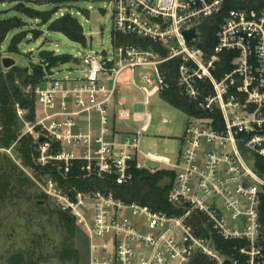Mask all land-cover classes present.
Listing matches in <instances>:
<instances>
[{"label":"built area","instance_id":"obj_1","mask_svg":"<svg viewBox=\"0 0 264 264\" xmlns=\"http://www.w3.org/2000/svg\"><path fill=\"white\" fill-rule=\"evenodd\" d=\"M108 1L116 24L114 54L84 53L80 77L59 79L47 73L44 82L32 84L35 116L29 118V108L19 103L17 113L24 135L36 143V164H52L65 180L76 166L84 177L120 183L130 182L134 169L174 170L168 197L173 210L127 201L96 185L63 186L50 173L39 177L31 167L24 169L85 229L88 264H198L202 256L215 264L227 259L230 264H264V177L251 163L254 155L264 156V10L253 15L247 8H230L207 51L203 25L224 11L225 0ZM192 27L199 34L188 40L184 30ZM127 69L131 77L122 86ZM133 87L144 98L134 100L132 108L121 92ZM173 87L201 113L187 111L179 158L148 153L161 164L149 166L139 158L140 134L151 118L146 107L153 95ZM136 103H143V109H135ZM38 104L44 113L37 119ZM132 118L144 120L139 131L119 127L118 120ZM42 135L47 140L41 141ZM193 218L201 219L207 234ZM218 237L231 243V252L219 248Z\"/></svg>","mask_w":264,"mask_h":264},{"label":"rangeland","instance_id":"obj_2","mask_svg":"<svg viewBox=\"0 0 264 264\" xmlns=\"http://www.w3.org/2000/svg\"><path fill=\"white\" fill-rule=\"evenodd\" d=\"M24 7L51 11L52 16L45 21L41 16L25 13ZM66 13H71L83 26L86 37L84 42L74 40L64 32L51 28L52 21ZM0 17H18L22 21V25L12 29L2 43L1 57L13 56L22 66L29 67L33 72L35 66L44 63L39 56V51L43 48L54 49L55 55H68L67 60L51 66H42L45 73L38 82H44L47 73L59 79L83 76L85 72L81 57L87 51L97 50L99 54L108 56L114 54L112 35L116 24L112 5L108 0H45L28 1L19 5L15 2L0 1ZM18 34L22 35V40L18 44V50L12 52L9 45ZM130 77L131 71L125 70L120 77L121 85L129 83ZM18 81H21L20 78ZM23 89L27 94L32 93L33 85L24 83ZM121 97L133 108L132 102L143 99L144 94L133 87L132 90H122ZM146 111L151 114V118L148 130L140 134V160L156 167L161 164L148 158V153L163 154L170 156L174 161L177 160L184 147L183 137L189 119L187 111L171 103L165 93L153 95ZM43 113L42 105L38 104L37 119ZM143 123L144 120L136 121L133 118L118 120L119 127L125 131H139ZM19 128L24 135L25 126L21 118ZM5 154L24 170L16 145L5 147L0 143V159ZM19 191L10 198L0 200V264H12L10 259L17 253L23 256L22 264H88L89 249L87 251L85 248L81 235L71 237L65 231L55 211L59 208L55 199L49 197L48 201L44 202L46 208H40L33 204L24 191ZM29 191L36 194L41 192L37 183L30 187ZM81 228L84 229L82 226ZM73 248L79 250L77 255L73 253ZM65 249H70L69 255L63 254Z\"/></svg>","mask_w":264,"mask_h":264},{"label":"trees","instance_id":"obj_3","mask_svg":"<svg viewBox=\"0 0 264 264\" xmlns=\"http://www.w3.org/2000/svg\"><path fill=\"white\" fill-rule=\"evenodd\" d=\"M233 7L247 8L253 15L259 14L264 10V0H225L224 11L217 17L209 18L203 31L205 39L203 46L207 51H211L213 46V35L219 20L223 18L225 13ZM24 12L30 16H41L45 21H48L51 16V11H40L31 7H24ZM22 25V21L18 17H0V123L1 134L0 143L2 146L8 147L16 143L19 153L21 154L24 166H29L33 169L34 173L41 177L45 173L52 174L55 178L59 179L61 185L65 186L67 183H72L80 188H88L90 186H98L101 189H113L117 195L123 197L127 201L139 200L146 206L155 209L173 210V205L169 202V192L175 180V171L172 169H160L156 172H150L145 169H134V177L128 183H120L109 177H100L92 175L84 177L83 172L76 166L71 171V177L65 180L61 177L59 172L52 164L39 165L34 161L36 154V143L33 136L23 135L19 128V116L17 113V104L29 108L27 116L33 118L35 116L36 99L33 93H26L23 89V84H37L39 78L45 73V68L41 65L35 66L33 72L27 70L22 65H15L10 69H5L2 65L1 45L5 41L9 32ZM51 28L64 32L70 38L84 42L86 40L83 26L71 13H66L51 23ZM125 37V36H124ZM133 40L131 37H126ZM22 40V35L18 34L13 37L9 45L12 52L18 50V44ZM68 59V55H53L44 61L45 66L57 64L60 61ZM20 78L21 81H18ZM165 96L174 105L195 113L199 112L194 103L184 96L177 87L168 90ZM254 168L264 177V156L254 155L251 159ZM33 178L22 170L19 165L9 156L3 155L0 159V200L10 198L16 194L17 190L27 194L33 204L40 208H46L45 202L48 201L49 196L43 192L32 193L29 191L30 187L35 185ZM58 219L65 231L71 237L81 235L83 244L88 251L89 237L86 231L81 228L77 219L70 213L57 208ZM261 217L264 222V191L262 192V199L260 204ZM197 219V220H196ZM194 225L200 230L201 233L207 234L203 229L201 219L193 218ZM264 237V228H263ZM218 246L225 252H231V243L226 242L218 237ZM70 250V249H69ZM69 250H64V255H69ZM73 253H79L77 248H73ZM12 264H22L23 256L17 253L11 257ZM198 264H215L209 261L207 256H202Z\"/></svg>","mask_w":264,"mask_h":264},{"label":"water","instance_id":"obj_4","mask_svg":"<svg viewBox=\"0 0 264 264\" xmlns=\"http://www.w3.org/2000/svg\"><path fill=\"white\" fill-rule=\"evenodd\" d=\"M184 33L187 37L188 40L193 39L194 37L198 36V32L196 30V27H192L190 29H185ZM55 55V50L54 49H47V48H43L39 51V56L41 58L42 61H46L49 57ZM2 65L5 69H10L15 65H21L18 60L16 58H14L13 56H3L2 57ZM41 66H45L44 63L40 64ZM27 70H29V67H26ZM144 107L143 103H136L135 104V109L137 110H142ZM41 141H45L47 140L46 136L42 135L40 137ZM43 203L45 202L44 200L42 201ZM225 264H230V260L227 259Z\"/></svg>","mask_w":264,"mask_h":264},{"label":"crops","instance_id":"obj_5","mask_svg":"<svg viewBox=\"0 0 264 264\" xmlns=\"http://www.w3.org/2000/svg\"><path fill=\"white\" fill-rule=\"evenodd\" d=\"M119 136V135H118Z\"/></svg>","mask_w":264,"mask_h":264}]
</instances>
